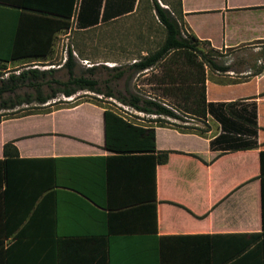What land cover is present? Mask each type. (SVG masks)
I'll use <instances>...</instances> for the list:
<instances>
[{"label":"crops","instance_id":"obj_1","mask_svg":"<svg viewBox=\"0 0 264 264\" xmlns=\"http://www.w3.org/2000/svg\"><path fill=\"white\" fill-rule=\"evenodd\" d=\"M32 1L44 14L64 5L0 0L1 46L15 30L41 29L43 14L18 8ZM180 11L187 34L239 53L233 68L224 64V76L212 74L213 84L205 66V98H254L258 147L218 155L209 148L214 135L161 127L156 116L124 106L125 120L154 129V152L142 135L119 136L114 150L106 149L104 108L90 102L49 103L42 113L2 120L0 264H240L241 235L261 231L264 58L257 74L242 48L260 55L264 47V0H180ZM209 86L245 93L222 99ZM6 143L16 150L8 159ZM161 152H169L165 163Z\"/></svg>","mask_w":264,"mask_h":264},{"label":"trees","instance_id":"obj_2","mask_svg":"<svg viewBox=\"0 0 264 264\" xmlns=\"http://www.w3.org/2000/svg\"><path fill=\"white\" fill-rule=\"evenodd\" d=\"M151 1L155 16L165 31L164 41L154 52L140 56L130 65L113 67L110 71L113 81L125 77L126 83L135 75H144L145 71H149L151 73L149 77L161 90V96L146 97L126 87L123 92L108 91L104 95L114 98L123 106L136 112L156 116L157 119L154 121L161 127L168 126L201 137H205L209 132L207 127L198 129L178 126L166 123L163 119L181 121L178 113L190 119H211L218 125L219 132L209 140V148L211 151L218 152V155L257 148V108L254 98L207 102L205 66L219 73L226 72L228 66L217 64L214 57L207 55L210 51H215L207 42H200L183 30L179 22L180 0L175 1L174 12L161 7L157 0ZM63 3L62 10L54 14H44L46 12H42L43 7L38 2L36 5L34 1L19 5L20 9L39 11L43 14L40 16L39 23L41 29L11 32L10 45H0V65L16 60H27L30 63L47 61L52 52L55 35L62 30H70L71 23H74L75 29L85 30L101 23L111 22L119 17L130 15L135 10L138 0H64ZM22 36L24 40L18 39ZM28 37L33 39L29 44H25V38ZM200 44L208 46L209 52H202L199 48ZM59 67L66 69L68 77L65 81L56 78L55 70H38L33 66H25L17 73H15L16 70L11 71L6 78H2L0 80V122L13 117L42 113V108L45 107L42 105L56 99L59 94L70 97L79 91L101 93L98 87L99 81L93 77L95 69H87L86 75L74 74V57L70 49L66 52L64 63ZM156 68H161L160 75L151 72ZM258 73L260 70L257 71ZM164 100L168 104L163 102ZM23 106L24 108H21ZM103 108L106 149L114 150L116 144L113 143V139L119 136L142 135L148 138L151 150L154 152L153 128L135 126L116 111ZM26 111L28 113L18 115ZM12 153L16 154L12 143L4 144V158L8 159ZM168 153H160L161 163L166 162ZM258 161L261 231L256 234L241 235L243 241L235 256L240 264H264V150L259 151Z\"/></svg>","mask_w":264,"mask_h":264},{"label":"rangeland","instance_id":"obj_3","mask_svg":"<svg viewBox=\"0 0 264 264\" xmlns=\"http://www.w3.org/2000/svg\"><path fill=\"white\" fill-rule=\"evenodd\" d=\"M176 0H157L158 4L163 8H168L174 12ZM168 4V6L166 5ZM151 0H138L135 10L127 16L120 17L108 23H101L96 27H92L85 30H77L74 27V23H71L70 30H62L55 35L52 52L47 61L39 63H30L27 60L24 61H12L7 64L0 65V80L6 78L7 74L11 71L17 73L25 66H33L38 70H55L56 78L65 81L68 77L66 69L61 66L66 59V52L71 50L74 57L73 72L75 75L85 74L89 68L95 69L94 76L99 81L100 94H96L89 91H79L72 95V101H66L61 94L57 95L56 99L50 100L49 103L57 102L60 104H73L79 102H90L98 104L102 107L110 108L120 115L126 117L128 113L124 106L117 102L114 98L107 97L105 92L112 91L113 93L123 92L124 87L130 91L138 94H142L146 97L161 96V90L158 86H155V81L151 80L149 75H135L132 80L126 83L125 77L120 80H112L113 67L127 66L134 62L140 56L146 53L154 52L164 41L165 31L158 22L155 12L152 9ZM187 35V34H185ZM202 52H209V47L205 45H199ZM246 56V62L249 66H252V61L255 60L253 70H258L262 66V59L264 58V47L260 52V55H256L252 52L251 48H242ZM208 56L214 57L215 61L219 65L229 64L230 68L234 66V57L240 56L236 50H215L207 53ZM261 59L257 62V58ZM156 74H161V68L154 69ZM209 75L208 81L212 83V74L215 71L207 68ZM153 72V71H151ZM151 74V73H149ZM224 76L223 73L220 74ZM230 80H224L221 82H229ZM245 91L237 88L236 86H221L219 89H215L209 86V94L216 95L219 98H235L243 95ZM166 104L167 101H163ZM21 108H24L21 107ZM43 107L42 109H44ZM41 109V106H39ZM262 113L264 114V104H262ZM38 112V110H35ZM34 111V112H35ZM41 111V110H39ZM43 111V110H42ZM32 112V111H31ZM22 112L18 115H21ZM144 118H152L151 116L142 115ZM181 118L179 120H173L164 118V122L172 123L178 126H188L198 129H205L207 127L208 132L206 135L217 134L219 128L218 125L209 118L204 120L190 119L181 113H178ZM167 126V124H166Z\"/></svg>","mask_w":264,"mask_h":264},{"label":"built area","instance_id":"obj_4","mask_svg":"<svg viewBox=\"0 0 264 264\" xmlns=\"http://www.w3.org/2000/svg\"><path fill=\"white\" fill-rule=\"evenodd\" d=\"M65 99H66V101H72V100H73L72 96L67 97V98H65Z\"/></svg>","mask_w":264,"mask_h":264}]
</instances>
